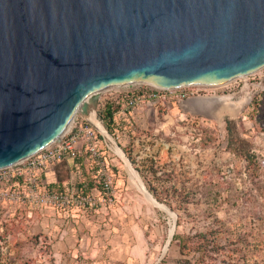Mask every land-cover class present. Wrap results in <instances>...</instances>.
<instances>
[{
	"label": "rangeland",
	"instance_id": "1",
	"mask_svg": "<svg viewBox=\"0 0 264 264\" xmlns=\"http://www.w3.org/2000/svg\"><path fill=\"white\" fill-rule=\"evenodd\" d=\"M263 73L125 112L107 97L138 84L106 88L93 114L78 111L68 129L82 122L101 137L96 159L86 158L100 180L110 177L111 192L80 194L66 159L52 186L72 204L46 216L19 180L0 196V264H264ZM107 103L112 140L99 132Z\"/></svg>",
	"mask_w": 264,
	"mask_h": 264
},
{
	"label": "water",
	"instance_id": "2",
	"mask_svg": "<svg viewBox=\"0 0 264 264\" xmlns=\"http://www.w3.org/2000/svg\"><path fill=\"white\" fill-rule=\"evenodd\" d=\"M262 68L264 0H0V168L106 88L218 86Z\"/></svg>",
	"mask_w": 264,
	"mask_h": 264
},
{
	"label": "built area",
	"instance_id": "3",
	"mask_svg": "<svg viewBox=\"0 0 264 264\" xmlns=\"http://www.w3.org/2000/svg\"><path fill=\"white\" fill-rule=\"evenodd\" d=\"M262 77L264 78V73ZM138 86L136 89L118 90L114 94H109L107 100L116 103L119 105L120 111L125 112L145 102L163 101L174 97H177L178 100L188 99L196 95L197 87H201L186 86L177 89H161L148 84H138ZM81 135V139L84 138L88 142L85 152L78 147ZM98 139L90 125L82 122L73 123L57 144L47 146L11 167L0 168L1 198L6 199L9 188L17 185L19 180H23L27 186L32 188L28 192V197L36 206L56 210H62L64 207L70 206L72 204V197L47 191L37 178V175L41 174L47 167L61 163L66 159L74 161L82 153L96 159L98 154ZM100 182L102 190L105 193L111 192V181L108 175L103 176Z\"/></svg>",
	"mask_w": 264,
	"mask_h": 264
},
{
	"label": "crops",
	"instance_id": "4",
	"mask_svg": "<svg viewBox=\"0 0 264 264\" xmlns=\"http://www.w3.org/2000/svg\"><path fill=\"white\" fill-rule=\"evenodd\" d=\"M72 161V160H70ZM57 164L52 165L50 167H47L41 174H39V181L43 184L44 188L52 187V185L57 184L58 177H59V171L55 169ZM71 171L76 175L80 174L79 181L83 183V187H85L88 191H90V194H99V188L97 186V180L96 178L99 177V168L91 165L90 162H88V159L86 158V154L82 153L80 157L72 161V165L70 167ZM69 170V174L71 175V171ZM71 177V176H70ZM60 179V177H59ZM59 210L56 209H47V207H44L41 209V213L48 215L57 214ZM46 216H43V222L45 223L47 220H50L52 223V227H55V225L61 227L64 226V232L71 227V224L62 221L60 218L55 219H49L46 218ZM65 222V223H63ZM69 233V232H68Z\"/></svg>",
	"mask_w": 264,
	"mask_h": 264
},
{
	"label": "trees",
	"instance_id": "5",
	"mask_svg": "<svg viewBox=\"0 0 264 264\" xmlns=\"http://www.w3.org/2000/svg\"><path fill=\"white\" fill-rule=\"evenodd\" d=\"M115 111H114V108H113V104L112 103H107L105 105V107L102 109V111L100 112V117L101 119L103 120V123L104 125L106 126V131L110 134H113L112 133V128H111V125H112V122H113V115H114ZM229 127H230V122L229 121H226V128L227 130L229 131ZM101 139V137H99ZM97 180V186L99 188V191L100 193L101 192H104L102 190V187H101V180H100V177H97L96 178ZM76 187H77V190L80 194H89L90 191H88L85 187H83V183L81 182H76L75 183ZM55 186H52V187H49V188H46L47 191L49 192H56L55 191ZM176 236H173V240L175 239ZM181 247L182 248H185V244L182 243L181 244Z\"/></svg>",
	"mask_w": 264,
	"mask_h": 264
},
{
	"label": "bare ground",
	"instance_id": "6",
	"mask_svg": "<svg viewBox=\"0 0 264 264\" xmlns=\"http://www.w3.org/2000/svg\"><path fill=\"white\" fill-rule=\"evenodd\" d=\"M115 87V86H114ZM104 91V90H103ZM97 99H95L94 101H93V99L92 98H90V96L88 97V98H86L85 100H84V103H85V105H86V111L85 112H88V111H90L92 114H93V108L96 106V104H97ZM91 107V108H90ZM90 109V110H89ZM88 110V111H87ZM78 111H80V109L78 108L77 109V111H76V113L78 112ZM74 118V117H73ZM73 120V119H72ZM71 122L72 121H70V123L68 124V126L66 127V129L64 130V132L68 129V127L70 126V124H71ZM69 130V129H68ZM64 132H63V134H61L53 143H51L50 145H54V143L55 142H59L60 141V139H61V137L64 135ZM56 143V144H57ZM50 145H48V146H50Z\"/></svg>",
	"mask_w": 264,
	"mask_h": 264
}]
</instances>
